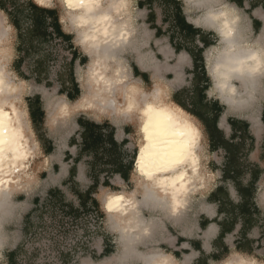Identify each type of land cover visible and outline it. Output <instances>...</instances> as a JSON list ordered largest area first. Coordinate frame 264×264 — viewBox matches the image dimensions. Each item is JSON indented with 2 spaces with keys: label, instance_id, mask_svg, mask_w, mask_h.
<instances>
[{
  "label": "crops",
  "instance_id": "0c3cea01",
  "mask_svg": "<svg viewBox=\"0 0 264 264\" xmlns=\"http://www.w3.org/2000/svg\"><path fill=\"white\" fill-rule=\"evenodd\" d=\"M32 2L40 8L53 11L52 16L44 13L45 21L55 17L65 40L55 38L50 26L47 31L53 37H49L65 42L71 50L68 77L57 79V91L71 103L82 92L81 81L76 76L75 68L87 67L89 57L78 42V46L74 43L73 34L62 28L55 8L39 5L34 0ZM222 3L227 6L226 17L240 21L238 32L242 46L247 47L250 43L253 46H264V0H217L215 7L218 8ZM136 8L137 20L133 23L135 18H131L130 23L133 29L131 44L133 42L138 47V52L130 47L126 48L131 54L128 72L131 79L137 81L145 91L152 84V70L143 69L136 63L138 53H147L152 61L159 65L161 70L157 76L162 72L161 76L167 77L169 81V75L172 73L173 79L168 82L172 85L170 99L178 101L179 105L194 117L201 131L200 164L205 159L207 164L209 162L214 166L217 164L216 158L221 156L217 178H213V169L209 174V177H212L210 181L214 180L215 183L212 186H203L204 190L205 187L210 188L203 194L204 202L199 201V206L194 208L193 228L183 225L179 228L180 232L170 234L171 237L167 238L170 246H179L183 250H169L170 253L167 254L174 261L183 254V264H213L231 251L263 260L264 77L260 80L258 89L252 92L250 107L246 106L245 110L230 109L213 88L211 66L216 57L215 51L221 46L216 25L217 14L210 13L209 23H204L202 18L206 8L197 6L192 0H136ZM0 12L6 19L7 36L12 30L16 40L13 46L16 53L12 62L14 72L24 80V66L32 54L29 71L35 79L40 80L43 74L36 68L40 62V45H37V38H33V47L30 48L12 24L9 13L1 8ZM241 54L246 59L248 51L243 49ZM262 70L264 71V67ZM85 77H82V81ZM233 83L240 85L238 80H233ZM24 103L30 138L34 140L31 144L34 152L29 159V166L40 165L45 167L42 171H50L49 179L53 183L46 189L48 196L57 197L58 191L65 194L62 189L65 187L74 197L95 200L98 203L95 195L100 187L113 188L115 183L128 187L132 182L137 144L131 142L136 131L130 124L122 125V119L102 110L77 109L65 114H50L51 104L49 103L46 109L38 92L25 97ZM70 116H74L72 132L64 144L59 143L49 134V129L61 118ZM222 118L224 124H220ZM61 149L62 154L55 158L54 154ZM36 150L44 157L36 156ZM82 180H88L91 184L81 189L77 184ZM196 185L193 191L195 196L198 191H203L202 185L199 186L197 181ZM222 193L223 195H220ZM37 200L39 201L38 198H33L34 204ZM182 209L183 206L176 211L177 214ZM140 211L141 209L135 210L138 214H141ZM247 214H252L251 218ZM148 220L145 218L144 222L138 223L149 228ZM119 221L121 226L125 216L120 217ZM129 223L132 224L133 220ZM223 226L226 229L224 233L221 231ZM132 238L127 241L128 238L119 236L121 250L115 255L114 248L104 240L98 254L100 259L104 258L101 264H125L130 255L138 257L146 264L149 253L143 255L134 248L144 236ZM238 241L248 243V249H238ZM12 257L8 254L9 259Z\"/></svg>",
  "mask_w": 264,
  "mask_h": 264
},
{
  "label": "bare ground",
  "instance_id": "6f19581e",
  "mask_svg": "<svg viewBox=\"0 0 264 264\" xmlns=\"http://www.w3.org/2000/svg\"><path fill=\"white\" fill-rule=\"evenodd\" d=\"M36 1L44 5L50 2ZM59 1L67 13V20L76 29L78 45L88 55L89 62L86 77L83 81L79 77L80 96L71 103L63 98L53 102L50 114H65L77 109L102 110L117 119L131 121L137 136L132 176L135 187L127 193L109 191L102 200L104 209L114 222L112 226L121 238H128V241L130 237H145L150 233L149 228L138 223L144 222L145 218L135 210L141 207L159 208L168 210L173 217L180 207H184L197 186L196 181L203 176L199 157L200 128L188 111L166 98L161 85L155 84L152 91L147 92L127 72L123 57L125 49L130 47L138 52V47L133 42L131 44L133 29L129 19V0ZM192 2L206 8L205 14H202L204 23H209L210 13L217 14L221 46L214 50L216 57L211 66L213 88L230 109H247L246 106L252 102V92L258 89L264 77V46H253L251 43L247 47L242 46L238 32L240 21L226 17L228 11L225 4L216 8L217 0ZM6 37L7 28L0 20V45L6 42ZM243 49L248 51L246 59L241 54ZM135 60L139 67L151 69L155 76L161 70L147 53H138ZM233 80H238L240 85H235ZM18 90L17 85L7 78L0 63V222L9 203L11 189L18 186L20 177L25 175L34 152L25 109L13 100L20 98ZM220 124H224V118ZM124 216L125 221L120 226L119 219ZM131 219L132 224L129 223ZM146 264L178 262L167 253L156 250L149 253ZM220 264H264V261L233 254Z\"/></svg>",
  "mask_w": 264,
  "mask_h": 264
},
{
  "label": "rangeland",
  "instance_id": "374dc122",
  "mask_svg": "<svg viewBox=\"0 0 264 264\" xmlns=\"http://www.w3.org/2000/svg\"><path fill=\"white\" fill-rule=\"evenodd\" d=\"M34 1L39 5H44L36 0ZM129 4V19L135 18L133 21L134 23L137 20L136 13L138 12L136 0H129ZM46 6L53 7L57 10L62 28L73 34L74 43L77 45L76 29L70 21L67 20L68 16L62 3L59 0H50ZM0 20L2 26L7 28L6 19L1 12ZM21 23L25 31L32 27L29 17L23 18ZM138 27L140 28V26ZM15 42L16 40L11 30V33L7 36L6 42L0 45V63L4 67L7 78L13 81L19 88L18 93L20 94H18V96H20V98H13L17 106L21 109H25L24 98L33 95L35 92L41 94L46 109L49 103L52 104L61 98L64 99L57 91L59 86L57 79L68 77V62L71 54L69 46L61 40L51 38L42 43L38 46L40 62L38 66L36 65V68L41 70L43 75L40 80L35 79L33 74L29 71V67L32 64V54H30L24 66L26 75L23 80L13 70L12 62L16 56V53L13 51ZM123 57L126 62L125 68L127 72H129V64L131 62L129 49L124 51ZM86 71V66H76L75 68L78 79L85 77ZM161 75H163L162 72L160 76H152V84L148 86L147 91H152L155 84L161 85L165 91L166 98L170 99V89L172 85L170 84V86L169 83L172 81L173 75L172 73L169 75V81H167V77L163 78ZM25 117L27 119L26 114ZM73 117H63L49 129V134L56 139V141L58 140L59 143L64 144L67 136L72 132ZM121 122L122 125L130 124L131 128L134 129L131 121L122 120ZM28 134L30 144H32L34 140L30 138L29 131ZM131 142L137 144L136 134H134ZM62 152V149L56 151L54 157L58 158ZM36 153V156L40 158L44 157L43 155L40 156L38 150H36ZM220 160L221 156L219 155L218 158H216L217 164L214 166L209 162L207 164L205 159L202 160L201 169L203 176L201 179L197 180L199 186H212L215 183L214 180L210 181L212 177H209V174H211L213 169V178H217L220 171L217 168L221 163ZM46 162L49 164L48 161ZM42 168L45 167H40V165L35 167L28 166L25 175L20 177L18 186L11 189L9 203L7 204L4 216L0 222V264H101L104 258L100 259L98 254L101 251L104 240L108 245L110 244V246L114 248V255L121 250V243L119 241L120 235L112 226L114 222L110 220L108 213L104 209L102 198L103 195L109 191L130 192L134 189L136 184L134 177H132V182L128 187L119 186L118 183L113 185L115 188L100 187L95 195V198L98 200V207L88 205V207L78 212H71L69 211V204L77 207V197H74L68 189L62 187L66 194L62 192L63 198H49L46 189L51 186L53 182L49 179L48 173L50 171L47 173L46 171H42ZM41 172L43 173L41 174ZM89 184H91L90 181L82 180L77 185L79 188L84 189ZM207 188L209 189L210 187H205V190L203 187L202 193L198 191L196 196L194 193L190 194L185 202L184 209L176 216L173 215V217L170 216L168 210L141 207V215L149 219L150 233L146 234L142 241L134 245L135 250L142 253H150L156 250L165 253H170L169 250L181 252L183 249L175 245L170 246L167 243V238L171 237L170 234L175 235L180 232L179 228L183 225L190 229L193 228L195 221L194 208L199 206V201H201V203L204 202L203 194L208 190ZM136 195H139L138 197L140 198L139 193ZM33 198H38L39 201L34 204ZM262 208L264 209V205H262ZM30 209L32 210L29 219L27 221L23 220L25 214ZM262 220L264 222V211L262 212ZM229 239L231 240L232 237H229ZM11 251L15 253L12 259H9L8 254ZM233 254L241 253L231 251L213 264H220ZM241 255L256 261H262L250 255ZM182 257L183 254H180V256L176 258L178 264H183L184 261ZM125 264L143 263L138 257L130 255L128 259H126Z\"/></svg>",
  "mask_w": 264,
  "mask_h": 264
},
{
  "label": "trees",
  "instance_id": "16d2710c",
  "mask_svg": "<svg viewBox=\"0 0 264 264\" xmlns=\"http://www.w3.org/2000/svg\"><path fill=\"white\" fill-rule=\"evenodd\" d=\"M0 8L5 10L9 15L11 16V22L12 24L19 30V35H21V38L26 40V44L29 45V47H33V38H37V45H41L45 41H47L52 35L48 33V27L50 26L53 29V34L54 37L59 38L61 40H65V35L60 31L58 21L55 17H52L49 19L48 22L45 21V15L44 13H47L49 16H52L53 11L52 10H46L45 8H40L37 5H35L32 0H0ZM30 12V13H29ZM29 13V16H28ZM13 14V15H12ZM29 17L30 22H31V29L25 31L24 28L22 27V18ZM48 25V26H47ZM23 30V31H21ZM28 32V33H27ZM50 35V37H49ZM53 37V36H52ZM63 37V38H62ZM178 104H180L178 101H176ZM233 166V171H235L234 164ZM58 196L59 198H63L62 192L58 191ZM220 195H223L220 194ZM49 198H54V196L49 195ZM78 199V206L75 207L74 205L69 204V211L71 212H78L79 210H82L88 205L97 207L98 203L95 200H86V198H79ZM89 201V204L87 202ZM38 202V200H37ZM30 213H27L25 215L24 220L27 221L29 219ZM249 215L248 217L251 218L252 214H247ZM225 227L223 226V229L221 230L222 233L225 232ZM264 237V235H263ZM247 247H246V246ZM237 248L238 249H243L247 250L248 249V243L244 242L242 243L241 241L237 242ZM14 251H11L9 253V256L14 255ZM262 261H264V250L262 254Z\"/></svg>",
  "mask_w": 264,
  "mask_h": 264
}]
</instances>
